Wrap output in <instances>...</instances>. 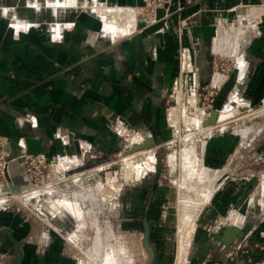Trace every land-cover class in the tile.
I'll return each instance as SVG.
<instances>
[{"label": "crops", "instance_id": "obj_1", "mask_svg": "<svg viewBox=\"0 0 264 264\" xmlns=\"http://www.w3.org/2000/svg\"><path fill=\"white\" fill-rule=\"evenodd\" d=\"M70 1L72 7L68 9L74 11L63 15L60 13L67 6L60 2L65 0H0V137L6 139L13 158L9 167L10 190L20 193L29 189L19 159L24 153H42L49 160H64L67 167L85 160L87 151L100 152L107 161L120 150L123 142L116 131L117 125L144 139L153 138L156 145L169 141L171 132L165 101L178 82L179 51L191 57L192 52L201 53L195 61L199 79L202 84L206 83L210 73L205 79V69L211 59L205 53L209 52L214 25L231 20L236 10H240V18L244 17L240 20L246 21L251 11L242 9L247 7H258L255 13L260 16L255 18L259 21L246 31L231 74L234 84L229 81L223 87L215 99V109L224 108L231 96L248 100L254 106L264 99V0H174L169 28L166 23L149 27L138 23L132 8L141 7V0H88L92 5L88 13L77 7L80 0ZM54 6L57 15L50 12ZM108 21L110 24L106 25ZM124 21L130 30L124 28ZM182 21L186 24L185 31L178 36L175 27ZM105 25L108 30H115V36L107 32ZM235 31L233 39H229L232 47L238 36ZM229 43L224 47L231 51ZM231 87L235 95H231ZM234 145L233 135L210 139L205 148V164L212 170L218 169L211 164L209 152L218 153L221 158ZM217 169L213 172L220 171ZM160 205L161 201L158 205L156 197L152 198V209L149 208L152 215L158 214ZM224 205L221 195L206 206L208 223L223 211L219 217L234 215L237 225H241L240 215L224 212ZM58 211L55 209V214ZM22 213V210L10 214L0 212L3 254L13 261L14 240L20 245V264H80L75 250L81 242L76 236L70 242L63 238L75 234L82 225L77 222L75 231L66 232L63 227L69 226L58 223L60 235L29 236L27 224L20 218ZM50 224L55 232L57 227ZM3 229L10 231L12 239ZM23 229H27L26 234ZM215 231L218 233L212 239L206 237L204 242H219L222 231ZM39 244L40 257L36 246ZM184 244L188 248L185 240L180 246ZM188 249L181 260L187 258Z\"/></svg>", "mask_w": 264, "mask_h": 264}, {"label": "rangeland", "instance_id": "obj_2", "mask_svg": "<svg viewBox=\"0 0 264 264\" xmlns=\"http://www.w3.org/2000/svg\"><path fill=\"white\" fill-rule=\"evenodd\" d=\"M69 1L70 0H65V3L60 2L64 6H67L60 14L64 15L65 12L74 11L68 9V7H72L71 2ZM77 7L79 10L81 9L80 11L88 13L91 4L88 0H80ZM252 8L247 7L246 10L245 8L242 9L246 12L248 9L251 10V17L249 14L248 20L245 21L246 23L240 21V18H238V12L240 10H238V12L236 10L231 20L229 19L222 24L214 25L210 37L209 52L205 53L206 55H209L211 59V64L205 69L207 72L205 79L206 76L208 77V73H210L208 77L209 79L203 84L199 79L200 85L209 84L212 74L215 72L220 73V70L218 69L219 66L225 71L224 73H221L224 75L225 81L223 80L224 82H222L223 84L220 87V91L223 87H226L229 81L230 83L233 81L232 84H234L235 80H231V74L233 73L235 59L240 53L241 47L244 43L246 31L251 29L253 25L250 24L251 21L252 23L259 21L255 18L260 16L259 14L258 16L256 14L258 13V7L257 9H255L256 7ZM56 9L57 7L55 6L50 7V12L55 14L54 11ZM132 9L135 10V8ZM262 11L263 9H261L260 13H262ZM135 15L138 20V10H135ZM221 28H231L238 31V36L234 43V53L227 50L223 51L221 55H217L216 53V55L213 54V40L216 37L218 29ZM235 53L236 55H234ZM179 54L180 53H178V59ZM192 54L193 56L191 57L189 54L188 56L184 53V55H186V59H184L187 60V58H189L190 60V58H192V67L199 68L195 60L198 61V55L201 53L192 52ZM232 54L235 57L232 56ZM215 59H217L218 63L220 62L222 64L214 65ZM178 82L174 86L177 91H174V93L171 94V92H173L172 88L169 95H172L173 97L178 95V97H180L179 93H184L183 89L182 91H179L180 84L184 82ZM231 88V95H235L232 91L235 89H233V87ZM235 97L236 96H231L230 102L232 104L231 107H229L233 108L231 109V115L234 114V109L237 113L232 117L230 115L228 120L222 122L226 123L228 121L227 129H232V131L229 132V134L225 131L215 136L214 134L218 131L216 130L212 136H210V139L225 134L233 135L235 137V145L233 149L226 151L221 158L218 153L211 155L209 152L210 161L212 162L211 164L218 166V169H216L220 170L219 172H210L206 169L208 165L205 164L206 167H204L195 163L197 159V156H194L195 158L193 157L194 154L197 155L194 149L195 147L190 148V150L192 149V151L189 150L188 152L190 157H187V154H182V156H180L177 151L172 153L170 155L171 158H169L170 163L172 162L174 164V160L177 162L179 156L182 157L184 162L179 159V166L176 167V170L174 172L171 170L169 171L166 166L167 159L165 154H170L171 152L168 151L166 147H162L161 150L164 152L161 162L163 172L159 177L158 186L153 188L152 179L156 161L153 154L155 148H153V153L151 155L153 161L150 162L151 164L149 166L146 165L145 167L141 162L140 154L135 155L129 162L124 163L123 155L120 154L121 151H118L107 161L103 159L104 162L94 166L86 164V166L81 167V169L78 170L79 172L86 171V173H88L91 169L94 171L93 168L96 167V172H94L97 173V178L94 176V180L91 181V186L86 179H82L81 181L82 188H92V191L96 193V195L92 194L96 200V206L89 213L91 214V222L96 224L95 228L90 226L87 222H90V215H86L80 209L76 200L72 202L70 199H64V205L60 199H51L53 204L55 202L57 203H55V206L52 205V203L45 205L46 211L44 214L47 215L45 224L40 222L35 215L22 210L24 213L21 214L20 218H22L24 223L27 224L29 230L27 235L36 237L44 235L46 237L57 236V233L54 232V228L50 223L57 227V230H55L57 232L59 229L57 226L58 223L61 225H68L69 227H63V230L67 232L69 229L73 230L75 227L74 225L77 226L78 222L83 226L78 230H80L81 234L87 238V240L84 241V237L82 239L83 242H81V244L77 246V250H75L77 258L80 260V264H146L148 261V254L144 251L142 246L144 235L142 219L149 193L154 189L155 194L153 198L155 200L156 197L158 205L159 201H161V205L158 207L157 215H152V213L148 211V221L151 223L150 245L154 249V259L151 264H264V195H261V198L257 200V202H255L256 200L254 197H259L261 190L264 188V126L250 130V132L246 134L248 140L247 148L243 150L239 149V153L237 151L242 138V135H240L241 131L250 126L254 121V118H261V120H264V103L260 100L259 103L254 106V104L250 103L248 100L240 101ZM172 99L173 98H171V100ZM184 101L187 102L186 100ZM242 105L245 106L242 107ZM175 109L174 113L178 114V107H175ZM222 127L223 129L226 128L224 126ZM137 134L138 133H131V136L136 138ZM210 134L211 133H209V135ZM197 150L199 152V148ZM236 153L239 156H237ZM174 156L175 158H173ZM212 160H214L215 163ZM173 164L172 167L174 166ZM175 165H178V162L175 163ZM58 166L64 170L65 168L68 169L65 163L59 164ZM127 168H130V172L134 173L130 176L129 181V177L127 178L126 174ZM137 170H139V172H137ZM213 175H216V177ZM208 177L209 183H211L210 186L207 181L208 179H206ZM212 180L213 182H211ZM87 183L90 187L86 185ZM140 184L141 186H139ZM235 191L238 192L237 195L235 194L236 196L233 195ZM221 195H223L226 204L223 206V210H225L224 212L227 211V213L229 212L228 214L232 213L240 215L239 218L242 219V224L240 225L242 232L229 246H225L221 244L220 241L217 242V240H215L216 242L214 243L204 242L206 237L212 239L213 235L218 233L215 231L216 222L223 218L219 217L223 213V211H221L217 214L219 216L215 218L212 223H208L209 219L206 218V206L217 197L220 199ZM162 196H164V198H162ZM86 197L87 194L84 195L82 199H85ZM74 202L76 204H74ZM126 204H128V206ZM75 205L78 209L75 208ZM256 205L259 206V211L257 212L255 211ZM55 209L59 210L57 214L54 212ZM12 212L13 210L10 209L4 211L6 214ZM33 212L37 214V212ZM163 212L167 213L165 219L161 217ZM79 220H81V223ZM229 220L233 225L238 223L237 218H235L234 215L231 216ZM83 223L86 224V227H84ZM153 225H155L157 229L154 228L155 226ZM185 228H187L188 231ZM26 231L27 229H23L25 234ZM190 231L191 233H189ZM184 240L187 241L189 249L187 258L180 260L179 247ZM36 246L37 254L40 257L42 255L41 246L40 244L39 246ZM3 250V246L0 243V264H11L12 257L3 254Z\"/></svg>", "mask_w": 264, "mask_h": 264}, {"label": "built area", "instance_id": "obj_3", "mask_svg": "<svg viewBox=\"0 0 264 264\" xmlns=\"http://www.w3.org/2000/svg\"><path fill=\"white\" fill-rule=\"evenodd\" d=\"M173 1L174 0H141V7L135 8V10H138L139 14L137 22L141 23L145 27L157 25L159 23H166L167 28H169L168 23L173 13L171 11ZM185 27L186 24L184 21L181 22L180 26L175 27L177 34H179L178 36L182 35V31L185 30ZM212 52L214 55H216L213 51V47ZM179 53L178 61L181 57V50ZM189 61V69L187 68L181 74L182 81L184 82L182 89L184 92H186V95H184L183 92L180 93V97H178V95H175L174 97L172 95H168L165 101L168 128L171 132V139L166 143L157 145L155 148L161 149L162 147H166L168 151L171 152L170 154H165V157L167 159L166 166L168 167L169 171L171 170L173 172L176 170V167L179 166V159L183 160L182 157H180L182 154H187L186 156L190 157L188 152L191 146L195 147L197 154L195 163L206 167L204 159L205 148L206 144L210 140V136H212L216 130H222V133L225 132L223 130H226L228 125V122L225 125H217L212 129L210 135L207 133V131L200 129V127L202 128L203 123L208 121L213 111L220 113L227 106L225 105L221 110L215 109V99L220 92V87L223 84L222 82L225 81V77L221 73H224L225 71L219 66L218 69L220 70V73H213L209 84L200 85L199 68L192 67V58H190ZM216 64L218 65L222 63H218L217 59H215L214 65ZM215 74L221 76L222 79L224 78V81L218 85H213L212 81ZM172 88L173 92H171V94L174 93V91H177L174 86ZM191 95L195 96L196 100L194 104L188 105L184 100L189 98ZM171 98H173L172 100L174 105ZM263 100L262 103H264ZM175 107H178V114L174 113L176 110ZM222 126H226V128L222 129ZM116 131L123 140L119 150L121 151L120 154H122L123 151H127L133 146L139 145L146 140L139 134H137L136 138L132 137V132L128 131V129L123 125H117ZM132 143L133 146L131 147ZM198 148L199 152L197 150ZM175 151H177L180 156L177 161L178 165H175V163H177L176 160L173 161L174 164L171 162L174 165L172 167L169 158L170 155ZM85 156V160H81L78 163L69 164L68 169L64 170L58 166L59 164H62L64 160H49L47 156L42 153L22 154L19 159L21 160L23 174L26 177L29 189L20 192V199H18L10 190L11 180L9 167L13 161V158L7 149L6 139L0 137V212H4L9 209L13 210V212L25 210L30 214L35 215L40 222L45 224V220H47V215L44 214L46 211L45 205L49 204L51 199H60V201L64 199H70L72 202L76 200L80 209L86 215H90V222H87L90 224V226L95 228L96 224L91 222V214L89 213L96 206V200L93 197V195H96V193L92 191V188H82L81 181L82 179H86L91 186V181L94 180V176L97 178V173H95L96 167L93 168L95 172L92 171V169L89 170L88 173H86V171L79 172L78 170H80L81 167L86 166V164H91L94 166L102 163L104 162V157L100 152L95 151H87ZM206 168L209 169L210 172L215 171L208 167ZM51 175H54V179L51 178ZM86 185L90 187L88 183ZM34 191H38L39 193H37L36 197L31 198ZM86 194L87 197L82 199V197ZM33 211L37 212V214H35ZM161 217L165 219L167 217V213L163 212ZM229 225H233L231 224L229 217H223L219 219L218 222H216V229L218 231H223L224 228ZM55 232L60 235L59 232ZM72 236H76L80 242H83L82 239L85 237L81 234L80 230H77L75 231V234L71 233L70 235H65L63 239L66 242H70ZM86 240L87 238L85 237L84 241Z\"/></svg>", "mask_w": 264, "mask_h": 264}, {"label": "bare ground", "instance_id": "obj_4", "mask_svg": "<svg viewBox=\"0 0 264 264\" xmlns=\"http://www.w3.org/2000/svg\"><path fill=\"white\" fill-rule=\"evenodd\" d=\"M69 2H71V1H69ZM68 3V2H67ZM72 3V2H71ZM76 3L74 2V5H75ZM99 5H100V3H98ZM77 5V4H76ZM90 6V5H89ZM92 6V5H91ZM85 7V6H84ZM88 8V7H87ZM105 8V7H104ZM94 9V8H93ZM111 9H113V8H111ZM122 9V8H121ZM107 10V9H106ZM128 10V9H127ZM245 10H246V8H245ZM249 10L250 9H248V12H249ZM105 11V10H104ZM107 11H109V10H107ZM118 11V10H117ZM123 11V10H122ZM242 11V10H241ZM251 11V10H250ZM98 12V11H97ZM247 12V13H248ZM111 13V12H110ZM112 13H113V11H112ZM130 13V12H129ZM133 13V12H132ZM135 13V12H134ZM242 13H243V11H242ZM97 14V13H96ZM244 14H245V12H244ZM249 14H250V12H249ZM112 15V14H111ZM123 15H125V14H123ZM251 15V14H250ZM128 16V15H127ZM132 16H134V14L132 15ZM113 17V16H112ZM241 17V16H240ZM240 17H238V18H240ZM245 17H246V15H245ZM247 17H249V16H247ZM251 17V16H250ZM103 18V17H102ZM123 18V17H122ZM128 18V17H127ZM130 18V17H129ZM128 18V19H129ZM136 18V17H135ZM244 18V17H243ZM243 18H240V19H243ZM105 19V18H104ZM247 20H248V18H246ZM131 20V19H130ZM132 20H134V18L132 19ZM253 20V19H252ZM105 21V20H104ZM125 21H128V20H125ZM125 21H124V23H125ZM241 21V20H240ZM244 21V20H243ZM250 21V20H249ZM107 22V21H106ZM105 22V24L106 25H109L110 23H109V21H108V23H106ZM112 22V21H111ZM132 22V21H131ZM245 22V21H244ZM115 23V22H114ZM128 23H130L129 21H128ZM246 23V22H245ZM133 24V23H132ZM250 24H252V21L250 22ZM105 25V26H106ZM238 25H240V24H238ZM115 26V25H114ZM124 26V25H123ZM131 27H132V25H130ZM130 26H128V27H130ZM153 26H155V25H153ZM113 27V26H112ZM118 27H119V25H118ZM106 28V30H107V32L108 31H110V32H113V30H111L110 28L111 27H109V29L110 30H108V26H106L105 27ZM104 28V29H105ZM115 28H116V26H115ZM120 29L121 28H123V27H119ZM124 28H127V23H125V27ZM117 29V28H116ZM127 29H129V28H127ZM131 29V28H130ZM129 29V30H130ZM125 30V29H124ZM124 30L122 31V32H124ZM115 31V30H114ZM117 31V30H116ZM120 31V30H119ZM114 33V34H113ZM112 34L115 36V32H113ZM128 33V32H127ZM127 33H125V34H127ZM234 33H236V31L235 30H233V29H223V28H221V29H218V31H217V35H216V37H215V39L213 40L214 41V53H220V52H222L223 51V48L222 47H224L225 46V44L227 43H229V39L231 38V39H233V34ZM118 34H121V33H118ZM124 35V34H123ZM236 35H238V33L236 34ZM235 35V36H236ZM237 37V36H236ZM235 39H237V38H234V40ZM232 40H230V42H231ZM229 44H231V43H229ZM232 45H233V43L230 45V47L232 48L231 49V51L234 49V46L232 47ZM226 46H229V45H226ZM230 47H229V49H230ZM221 48H222V51H220L221 50ZM225 47H224V51H225ZM228 49V48H227ZM227 49H226V51H227ZM185 52V51H184ZM184 52H182L181 51V57H180V60L178 61L179 62V71H180V75H179V77H178V81H182V78H181V74H182V72L184 71V70H186L188 67H190V61H189V58H187V60H185L186 59V55H187V53H186V55H184ZM232 53H234V51L232 52ZM189 56V55H188ZM185 58V59H184ZM189 69V68H188ZM179 74V73H178ZM216 76V77H215ZM219 75L218 74H215L214 75V78L216 79H214L213 78V85H218L219 83H220V81L222 80V78H221V80L219 79V80H217L219 77H218ZM177 81V80H176ZM177 82H175V84H176ZM179 83V82H178ZM181 86L179 87V91H182V87H183V83H181L180 84ZM176 89V88H175ZM181 93V92H180ZM179 93V94H180ZM184 95H186V92H184L183 93ZM186 101H187V104L189 105V103L192 105L193 103H194V101L196 100V97L195 96H193V95H191L189 98H187V99H185ZM238 105V104H237ZM245 105H247V104H245ZM245 105H242V107L243 106H245ZM241 106V105H240ZM239 106V107H240ZM241 107V108H242ZM228 108H230L229 106H228ZM227 108V106H226V108H225V110L224 111H221L220 112V114H219V121L217 122V124L216 125H214V126H203L202 125V128L201 129H203V131H207L208 133H211V131H212V129L213 128H215L217 125H221V123L222 122H225V120H228V118H229V116L231 115V110H229ZM231 109V108H230ZM263 111H264V109H263ZM260 115V114H259ZM234 116V115H233ZM244 117V116H243ZM228 122V121H227ZM226 122V123H227ZM226 123H222V125H225ZM261 126H264V120L262 119L261 120V118H254V121L252 122V124L250 125V126H248L247 128H245L243 131H241V133H240V135H242V138H241V141H240V143H239V147H238V149H237V151H238V153H239V149H241V150H243V149H246L247 148V146H248V140H247V138H246V134L248 133V132H250V130H253L254 128H257V127H260L261 128ZM224 127H226V126H224ZM222 129H223V127H222ZM257 131V130H256ZM133 146V143L131 144V147ZM190 148H194L193 146L192 147H190ZM195 149V148H194ZM190 150V149H189ZM190 151H192V149L190 150ZM194 152V151H193ZM195 152H196V150H195ZM152 153H153V148H146L145 150H143V151H138L137 153H135V154H131V155H127V156H123V159H124V163L125 162H129L135 155H139L140 156V158H141V162H142V164H143V166L145 167L146 165L147 166H149L151 163L150 162H152L153 161V157L151 156L152 155ZM177 153V152H176ZM175 153V154H176ZM189 154V153H188ZM235 154V153H234ZM154 155V154H153ZM236 155H237V153H236ZM173 156V155H172ZM176 156V155H175ZM175 156L173 157V158H175ZM194 156H196L195 154L193 155V157ZM237 156H239V155H237ZM236 156V157H237ZM170 158H171V156H170ZM172 158V159H173ZM195 158V157H194ZM188 159V158H187ZM173 161V160H172ZM97 167H99V166H97ZM99 169V168H98ZM65 170H66V168H65ZM206 170V169H205ZM204 170V171H205ZM99 171V170H98ZM131 170H130V168H127V171H126V174H127V178H128V181L130 180V176L132 175V174H134L133 172L131 173L130 172ZM137 172H139V170H137ZM206 172H207V170H206ZM205 172V173H206ZM139 174V173H138ZM202 174V173H201ZM214 174V173H213ZM216 174H218V173H216ZM206 175V174H205ZM208 176V175H207ZM211 176V175H210ZM214 176V175H213ZM214 177H216V175L214 176ZM206 179H208L207 181H208V183H209V177L208 178H206ZM211 180V179H210ZM214 180H216V179H214ZM211 182H213V180L211 181ZM210 184L211 183H209V186H210ZM216 185V184H215ZM208 186V187H209ZM186 187V186H185ZM207 188V187H206ZM214 188V187H213ZM216 188V187H215ZM187 189V188H186ZM192 189V188H191ZM205 190V189H204ZM211 190V189H210ZM196 191V190H195ZM202 192H204V191H202ZM37 193H39L38 191L36 192V191H34L33 192V196L31 197V198H34V197H36V195H37ZM20 194L21 193H14V195H15V197L16 198H19V196H20ZM261 195H264V188L261 190V192H260V196L259 197H256V196H254L255 197V202H257V200H259L260 198H261ZM198 197H200V196H198ZM201 199V198H200ZM61 202H63L62 204H64V200H62ZM60 202V203H61ZM201 202V201H200ZM199 202V203H200ZM50 203H52V205H54L55 206V203H57V202H55L54 204H53V202H51L50 201ZM74 204H76L75 202H74ZM44 205V204H43ZM57 205V204H56ZM65 205V204H64ZM67 206V205H66ZM258 206V205H257ZM68 207V206H67ZM203 207V206H202ZM201 207V208H202ZM57 208V207H56ZM59 208V207H58ZM70 208V207H69ZM68 208V209H69ZM72 208V207H71ZM75 208H77L76 207V205H75ZM64 209H65V207H64ZM78 209V208H77ZM76 209V210H77ZM58 210V209H57ZM70 210V209H69ZM73 210V209H72ZM80 212V211H79ZM80 215V214H79ZM79 219V218H78ZM234 225H236V226H238L237 224H234ZM239 227H241L240 225H239ZM186 230H187V228H185ZM185 230V231H186ZM188 231V230H187ZM189 233H191V231L189 232ZM185 234H186V232H185ZM189 236V235H188ZM186 238V237H185ZM188 238V237H187ZM181 241V240H180ZM180 243V242H179ZM185 243H187V241L185 240ZM188 244V243H187ZM96 246V245H95ZM181 247V246H180ZM179 247V248H180ZM188 248H189V246H188ZM187 248V245L186 244H184L182 247H181V249H179V253H180V250L182 251V253H181V259L183 258V256H184V253L186 252V250L188 249ZM96 251V250H95ZM188 252V251H187ZM188 254V253H187ZM225 255V254H224ZM180 259V260H181ZM180 263V262H179Z\"/></svg>", "mask_w": 264, "mask_h": 264}, {"label": "water", "instance_id": "obj_5", "mask_svg": "<svg viewBox=\"0 0 264 264\" xmlns=\"http://www.w3.org/2000/svg\"><path fill=\"white\" fill-rule=\"evenodd\" d=\"M231 104L232 103L230 101H228L226 103L227 108H228V106L231 107ZM228 109L231 110L233 108H231V109L228 108ZM235 113H237V111L234 109V114ZM219 114H220L219 112L213 111L211 113L208 121L203 123V126H214V125H216L217 122L219 121V119H218L219 118ZM233 115H231V117ZM223 131H226V133L229 134V132H231L232 129H226V130H223ZM220 133H222V130L217 131L216 134H214V135L216 136V135H219ZM156 146L157 145L155 144V141L153 140V138H149V139H146L145 141H143L141 144L135 145L131 149L127 150V151H123L122 155L123 156H127V155H131V154H135L138 151L145 150L146 148H150V147L151 148H156ZM154 156H155L156 161H155V167H154V171H153L152 187L156 188L158 186V184H159L158 183L159 177L161 176V174L163 172V166H162L161 162H162V159H163V156H164V152L161 149H156V151L154 149ZM51 178L54 179V175H51ZM11 192L17 193L18 190L11 189ZM154 194H155V190L153 189L149 193V196H148V199H147V203H146L145 209H144L143 219H142V226H143V229H144V235H143V239H142V246H143L144 251L148 254V261H147L146 264H151L153 259H154V249L150 245V223L148 221V211H149V208H150V203L152 201V198L154 197ZM255 211L256 212L259 211V206H257V205L255 206ZM241 232H242L241 227L236 226V225H229V226L225 227L224 230L222 231V234L220 236L219 241H220L221 244H223L225 246H229L231 243H233L235 238L241 234ZM3 233H5L8 237L11 238L10 231L8 229H3ZM13 243H14V248H15V257H14V259H13L11 264H20L21 258H22V254H21L20 249H19V243L15 242L14 240H13Z\"/></svg>", "mask_w": 264, "mask_h": 264}]
</instances>
